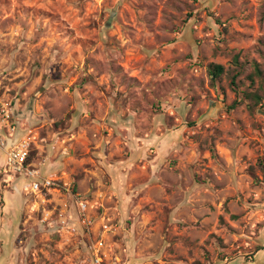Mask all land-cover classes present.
<instances>
[{
  "label": "rangeland",
  "instance_id": "obj_1",
  "mask_svg": "<svg viewBox=\"0 0 264 264\" xmlns=\"http://www.w3.org/2000/svg\"><path fill=\"white\" fill-rule=\"evenodd\" d=\"M0 130V264H264V0H0Z\"/></svg>",
  "mask_w": 264,
  "mask_h": 264
},
{
  "label": "built area",
  "instance_id": "obj_2",
  "mask_svg": "<svg viewBox=\"0 0 264 264\" xmlns=\"http://www.w3.org/2000/svg\"><path fill=\"white\" fill-rule=\"evenodd\" d=\"M0 147L6 150V165L4 171L11 173L13 178L21 176L27 187L32 192H40L43 189L53 188L56 181L51 176L41 174V172L28 162V148L25 145H15L7 147V138L0 130Z\"/></svg>",
  "mask_w": 264,
  "mask_h": 264
},
{
  "label": "trees",
  "instance_id": "obj_3",
  "mask_svg": "<svg viewBox=\"0 0 264 264\" xmlns=\"http://www.w3.org/2000/svg\"><path fill=\"white\" fill-rule=\"evenodd\" d=\"M236 62H238L237 58H236ZM224 71H225L224 65L219 64V63H211L208 66V73H209L211 82L214 84L217 81V79L224 73Z\"/></svg>",
  "mask_w": 264,
  "mask_h": 264
},
{
  "label": "crops",
  "instance_id": "obj_4",
  "mask_svg": "<svg viewBox=\"0 0 264 264\" xmlns=\"http://www.w3.org/2000/svg\"><path fill=\"white\" fill-rule=\"evenodd\" d=\"M5 160H6V157H5V159H3V160L0 159V162H4ZM5 165H6V164H4V166H3L4 169H5ZM44 172H45V171H44ZM45 173H46V172H45ZM46 175L50 176L48 173H46ZM22 180H23V179H22ZM23 181H24V180H23ZM25 182H26V181H25ZM23 183H24V182H23ZM26 184H27V183H26ZM26 184H25L26 191H31V190H29V188L27 187ZM31 192H32V191H31Z\"/></svg>",
  "mask_w": 264,
  "mask_h": 264
}]
</instances>
